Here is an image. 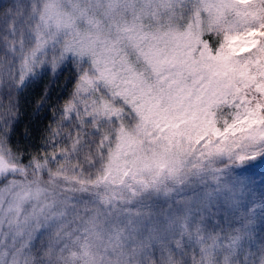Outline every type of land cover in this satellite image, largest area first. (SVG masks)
Returning <instances> with one entry per match:
<instances>
[{
    "label": "snow or ice",
    "instance_id": "snow-or-ice-1",
    "mask_svg": "<svg viewBox=\"0 0 264 264\" xmlns=\"http://www.w3.org/2000/svg\"><path fill=\"white\" fill-rule=\"evenodd\" d=\"M0 264H264V0H0Z\"/></svg>",
    "mask_w": 264,
    "mask_h": 264
},
{
    "label": "trees",
    "instance_id": "trees-1",
    "mask_svg": "<svg viewBox=\"0 0 264 264\" xmlns=\"http://www.w3.org/2000/svg\"><path fill=\"white\" fill-rule=\"evenodd\" d=\"M69 76V73L67 70L63 72H58L57 76L55 77L52 86H41V87H33L31 89H28L27 91L23 92L20 95L21 102L23 105V110L26 112L28 110L29 113H34L33 118L28 122V119L24 122V125L18 126L17 128L19 129L20 127H23L24 130L25 128L31 129L34 133H38L40 130H42L48 123L50 122L51 119V112L49 111L50 105L56 100L57 96L61 94V91L59 90L61 84L63 83L64 80H66ZM43 88H48L49 89V100L47 103V106L45 109L41 108L37 112V105L39 102V98H42L43 95H41L42 91L41 89ZM64 90V88H63ZM64 95H67V91L64 90ZM27 124V125H26ZM22 134L16 132L13 136V142L20 140L22 138Z\"/></svg>",
    "mask_w": 264,
    "mask_h": 264
},
{
    "label": "rangeland",
    "instance_id": "rangeland-1",
    "mask_svg": "<svg viewBox=\"0 0 264 264\" xmlns=\"http://www.w3.org/2000/svg\"><path fill=\"white\" fill-rule=\"evenodd\" d=\"M56 76H57V75H56ZM56 76H55V77H56ZM55 77L53 76V74H52L51 71L49 70L44 76H42L40 79H38V80H37V81H36L31 87L25 89L24 92L27 91L28 89L33 88V87H41V86H44V85H46V86L49 85L50 88H51L52 83H53ZM66 80H67V79H66ZM66 80H64L63 83L61 84V86H60V88H59L60 91L63 90V88H64V84H65ZM41 91H42L41 95H44L45 88L41 89ZM40 100H41V98H39V102H40ZM39 102H38V103H39ZM47 103H48V102H47ZM47 103H45L43 109L46 108ZM19 111H20V117H19L20 123L17 125V127L20 126V124H21V125H24V122L26 121V119H28V122H29V121L33 118V116H34V113H29L28 110H26V112H25V111L23 110V105H22V102H21V98H20V97H19ZM25 118H26V119H25ZM31 121H32V120H31ZM26 125H27V124H26ZM16 129H17V132H18L19 134H20V132H21L22 136L24 135V131H25V130H24L23 127H20L19 129L16 128Z\"/></svg>",
    "mask_w": 264,
    "mask_h": 264
}]
</instances>
